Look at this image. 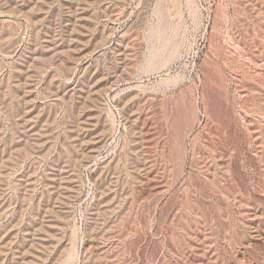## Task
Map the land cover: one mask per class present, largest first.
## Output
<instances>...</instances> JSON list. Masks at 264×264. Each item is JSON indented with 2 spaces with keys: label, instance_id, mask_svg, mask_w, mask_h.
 I'll return each mask as SVG.
<instances>
[{
  "label": "rangeland",
  "instance_id": "374dc122",
  "mask_svg": "<svg viewBox=\"0 0 264 264\" xmlns=\"http://www.w3.org/2000/svg\"><path fill=\"white\" fill-rule=\"evenodd\" d=\"M0 264H264V0H0Z\"/></svg>",
  "mask_w": 264,
  "mask_h": 264
}]
</instances>
